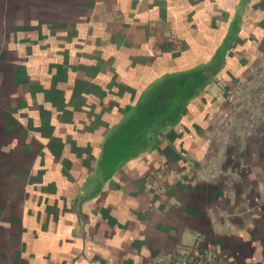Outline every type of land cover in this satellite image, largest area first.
Returning <instances> with one entry per match:
<instances>
[{"label": "crops", "instance_id": "1", "mask_svg": "<svg viewBox=\"0 0 264 264\" xmlns=\"http://www.w3.org/2000/svg\"><path fill=\"white\" fill-rule=\"evenodd\" d=\"M263 88L264 0H0V264H264Z\"/></svg>", "mask_w": 264, "mask_h": 264}, {"label": "built area", "instance_id": "2", "mask_svg": "<svg viewBox=\"0 0 264 264\" xmlns=\"http://www.w3.org/2000/svg\"><path fill=\"white\" fill-rule=\"evenodd\" d=\"M156 264H234V262L220 250L193 244L174 247L165 263Z\"/></svg>", "mask_w": 264, "mask_h": 264}, {"label": "rangeland", "instance_id": "3", "mask_svg": "<svg viewBox=\"0 0 264 264\" xmlns=\"http://www.w3.org/2000/svg\"><path fill=\"white\" fill-rule=\"evenodd\" d=\"M256 79L258 81L259 77L255 78V79L252 78L250 81L251 82L255 81V83H256ZM231 90H232V92L230 93L231 96H232V97H230V108L232 109L231 111H233L234 115H236L237 111L235 112V107H237V105H239V106L241 105L242 106V103H243V107L240 106V108H239L240 110H238V112H239V116L238 117L246 120L245 125H248V126L253 125L254 124L253 122L255 120L254 116H256L257 113H256V110L252 109V102L251 101L244 102V101L247 100L248 97H247V95H246V97L245 96L242 97V95H243L242 94V89L240 90L237 87H232ZM247 92H249V90H246V94H248ZM228 94H229V92H228Z\"/></svg>", "mask_w": 264, "mask_h": 264}]
</instances>
